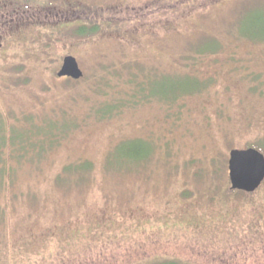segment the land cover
<instances>
[{
	"label": "rangeland",
	"instance_id": "obj_1",
	"mask_svg": "<svg viewBox=\"0 0 264 264\" xmlns=\"http://www.w3.org/2000/svg\"><path fill=\"white\" fill-rule=\"evenodd\" d=\"M0 38V121L71 125L0 196V264H264V182L229 189L264 154V0H0Z\"/></svg>",
	"mask_w": 264,
	"mask_h": 264
},
{
	"label": "trees",
	"instance_id": "obj_2",
	"mask_svg": "<svg viewBox=\"0 0 264 264\" xmlns=\"http://www.w3.org/2000/svg\"><path fill=\"white\" fill-rule=\"evenodd\" d=\"M85 29L82 28L80 33L84 34ZM241 29L243 33H247L243 28ZM68 79L73 80L71 78ZM180 79L185 78L169 77L166 81L168 89L172 90L174 87H181L179 93L169 90L168 99L172 100V102L178 99L181 94L186 93L185 91L194 89L184 90L186 81H180ZM158 83L152 84V88L157 87ZM152 88L151 91L153 92ZM98 92H100V87L97 90ZM114 110V105H107L104 111L111 114ZM70 127L71 125H67L64 122H56L53 119L42 118L38 120L36 115L33 114L26 116L24 124L13 123L8 126L5 122L2 123L0 121V196H5L8 208L26 194L23 188L20 187L22 172H24L21 169L24 166L30 170L40 169L42 161L48 160L46 159L48 157L47 154L62 142V139L67 136ZM132 144L136 145L134 142ZM229 189L230 192L237 191ZM19 196L21 197L18 198ZM3 211L4 209L2 212L0 211V216L3 215Z\"/></svg>",
	"mask_w": 264,
	"mask_h": 264
},
{
	"label": "water",
	"instance_id": "obj_3",
	"mask_svg": "<svg viewBox=\"0 0 264 264\" xmlns=\"http://www.w3.org/2000/svg\"><path fill=\"white\" fill-rule=\"evenodd\" d=\"M57 75L75 80L82 78L83 71L78 59L73 55L66 56ZM229 177L232 190L255 192L264 181V154L255 147L232 149L229 158Z\"/></svg>",
	"mask_w": 264,
	"mask_h": 264
},
{
	"label": "flooded vegetation",
	"instance_id": "obj_4",
	"mask_svg": "<svg viewBox=\"0 0 264 264\" xmlns=\"http://www.w3.org/2000/svg\"><path fill=\"white\" fill-rule=\"evenodd\" d=\"M1 39V38H0ZM1 41V40H0ZM1 45H2V41H1ZM165 79H166V77H165ZM196 83V82H195ZM197 84V83H196ZM153 89V88H152ZM200 88H197L196 86L194 87V89L193 90H191V91H185L186 93H184V95L186 94V95H188V94H190V93H194V92H196V91H198ZM152 95H158V94H156V93H154V92H152ZM181 95H183V94H181ZM159 96V95H158ZM161 96V95H160ZM161 97H163V96H161ZM164 99H166V100H169L168 99V96H165V97H163ZM139 142H144V141H139ZM247 147H254V146H247ZM247 147H244V148H247ZM242 149V148H241ZM264 182V181H263ZM263 184V183H262ZM262 184H261V186H262ZM260 186V187H261ZM259 187V188H260Z\"/></svg>",
	"mask_w": 264,
	"mask_h": 264
}]
</instances>
